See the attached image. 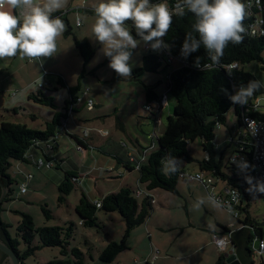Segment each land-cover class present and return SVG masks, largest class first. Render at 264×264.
I'll list each match as a JSON object with an SVG mask.
<instances>
[{
  "label": "rangeland",
  "instance_id": "rangeland-1",
  "mask_svg": "<svg viewBox=\"0 0 264 264\" xmlns=\"http://www.w3.org/2000/svg\"><path fill=\"white\" fill-rule=\"evenodd\" d=\"M43 2L44 0H35V3L41 6ZM101 2L102 0H65L64 7L58 9L66 25L65 31L57 37L56 51L52 57L41 58L44 60L43 64L21 58L19 53L15 57L0 60V123L2 121L22 123L30 128L42 130L52 119L55 111H63L65 101L69 97V88L79 87L78 94L90 89L89 97L95 106L93 111H89L84 105H74L75 113L70 115L67 121L68 131L84 136L86 142L89 138L90 141L93 138L96 140V144L89 143V150L84 152L69 137L65 135L57 137L59 141L57 150L61 153V160H64L63 169L54 167L47 169L35 163L33 165L13 161L8 174L17 183L13 186L9 200L2 204L0 218L11 226L9 231L12 236L15 235L22 220V213L29 214L37 227L67 228L73 224L74 232L69 248L76 247L83 252L84 264H141L144 247L150 246L147 228L151 232L154 231L153 234H158L160 244L164 240L163 247L167 249L162 251L159 244H156L160 254L155 264H213L212 254H215L213 249L211 246L203 245L207 244L208 236L211 237L212 229L220 231L217 224L227 226L231 232L239 227L235 217L236 211L222 206L214 207L210 203H205L199 209H195L193 205L198 198L220 194L223 188L221 183L211 188L209 193L201 182L191 179L178 183L177 195L161 189L151 191L149 194L154 199L151 216L131 233L127 240L128 249L110 263L102 262L99 258L109 242H118L122 239L125 223L121 216L117 212L98 211V227H85L79 223L75 207L82 194L95 201L100 200L103 195L118 192L125 185L136 188L138 171L128 175L112 155L122 154L124 150L135 151V148H138L136 142L132 140L135 138L140 141L143 148H152L150 135L154 132V122L149 121L150 114L144 110L145 87L160 83L156 92L161 95L168 77L173 72V66L167 67L162 63L158 72H143L140 77H135L133 72L143 68V59L149 54L143 42L132 50L130 77L122 79L111 70L108 67L109 58L103 55L102 45L95 40L92 33L96 19L93 11ZM77 6L80 7L79 11L76 10ZM17 11L21 15L22 10ZM77 20H82L80 26H77ZM67 21L71 27L70 34H66ZM76 39L79 42L87 41L95 50L93 59L87 64L76 47ZM240 69L264 82V70L260 62L240 65ZM59 78L64 79L67 86L58 84ZM39 84L44 85L42 91L53 98L57 109L29 100L30 94L39 92ZM257 100L264 106V93L258 95ZM168 102V107L161 116L162 123L155 129L157 137L164 133L167 118L173 113L175 99L171 95H168ZM14 108L17 109V114L13 112ZM103 114L110 117L101 116ZM114 114L124 123V131L115 128L112 116ZM226 117L231 125H238L234 109H230ZM106 130L110 135L103 137L102 133ZM230 133V129L224 126L216 132L215 144L220 152L225 151L226 161L234 154L236 148L230 142ZM189 150L196 160H201L205 156L200 139L190 144ZM39 152L45 161V155L41 150ZM47 153L54 154L50 150H47ZM85 155L87 156L84 157ZM182 167L186 169L188 177L199 171L196 162L187 165L183 163ZM67 169L79 177V180L76 183L70 179L75 188L65 196V201L60 202L59 188ZM122 174L127 180L121 178ZM29 176L33 177L28 179ZM23 184L26 187L25 193H21ZM142 198L143 195L140 196V199ZM251 200L250 214L264 229V193L253 189ZM43 208L50 212L51 217L44 214ZM241 218L243 219V214ZM172 223L178 225V228L169 231ZM159 226L167 231L161 234L162 231L157 228ZM173 241V247L168 250ZM38 242L39 238L36 237L34 245H38ZM24 248L22 244L20 249ZM63 258L60 248L42 247L28 257L25 264H49ZM251 258L255 264H261V259L254 248ZM69 259V264H74L73 257Z\"/></svg>",
  "mask_w": 264,
  "mask_h": 264
},
{
  "label": "trees",
  "instance_id": "trees-1",
  "mask_svg": "<svg viewBox=\"0 0 264 264\" xmlns=\"http://www.w3.org/2000/svg\"><path fill=\"white\" fill-rule=\"evenodd\" d=\"M95 12V10L93 11ZM59 16L60 13L52 15L53 18ZM194 23V17L189 13L183 18L174 17L171 29L164 40L173 45L171 48L174 52L180 53V47L183 43L186 33L191 31V25ZM68 29L66 34L71 33L70 23L67 21ZM131 28V22H126ZM132 35L135 36V30L132 29ZM139 39V37H136ZM76 47L87 64L95 55L94 48L87 42H79L76 39ZM196 57H201V64H211L203 46L188 57L191 67L182 68L173 71L168 77L164 91L168 90L167 95H171L175 99L173 113L167 118V126L164 133L154 140V147L147 152L143 161L139 164V177L136 188L123 187L118 192L105 195L99 201L101 207L97 208L95 201L88 199L85 194H82L79 203L75 207V212L79 217V223L85 227H98L97 212L105 213L117 212L125 223L124 234L120 241H111L103 249L100 254L102 262H113L119 254L128 249L127 240L136 227L144 224L151 216L153 211V197L149 194L151 191L161 189L166 192L177 195L178 183L186 181L183 176L186 171L180 166L179 170L173 175H164L161 171L162 158L171 153L172 156L182 160L183 163L191 164L196 162L199 170L208 171L214 175L218 183L232 184L236 187H243L244 199L238 207V215L235 216L239 227L231 232L227 226L217 224L220 231H214V234H231V244L235 254L242 261L249 259L253 264L252 254L253 245L256 240L264 238L263 226L258 223L250 214L251 197L246 191L250 186L245 183L244 176L250 175L251 172L241 173L239 176L234 171V164L231 158L225 160V151L219 152V148L215 144L216 132L222 127H228L230 132L234 131L235 127L243 126V114L255 116L258 119L264 120V113L248 111L246 108L254 104L257 96L264 93V88L257 91L244 106L233 105L228 99V95L221 91L226 89L227 93L233 94L234 86L238 87L241 83L247 84L249 80H257V78L245 72L242 69H234L231 73L225 70V67L239 63L245 65L251 62H260L264 70V36L251 37L247 33L244 34L243 43L229 45L224 50L223 57L218 65L212 68L204 69L203 71L193 67ZM164 63L159 54L149 51V54L143 59V68L136 70L135 77H140L143 72L159 71L160 66ZM167 67L166 63H164ZM58 84L67 86L64 79L59 78ZM158 83L155 86L145 87L146 103H151L160 98L156 92ZM42 87H38L37 94H30L29 100H33L43 106L57 109L53 98L42 91ZM78 88H69V97L65 101L63 111H55L51 120H49L42 130L28 127L27 124L14 123L10 121H2L0 123V196L2 189L7 188L8 193L0 204V213L3 211V202L9 200L13 193L15 180L8 169L12 166V162H20L25 164H36L34 161V153L41 150L43 154H47L44 147L49 141L60 132L59 130L67 121V111L78 95ZM163 91V92H164ZM230 109H234L238 125L233 126L228 121L226 114ZM93 111V110H92ZM17 114V109H13ZM120 124V119H117ZM68 137L77 146L86 148L89 147L84 136L75 135L67 132ZM201 140V147L204 158L196 160L190 153L189 146L196 140ZM55 149V148H54ZM46 156V155H45ZM114 158L122 164L124 169L133 171L134 166H128L122 162V159L117 155ZM46 161H57V158L45 159ZM59 163V162H58ZM64 180L59 188V201H65V196H68L75 188L74 183L70 179L76 177L74 174L65 171ZM138 190H143V198L137 196ZM245 206V207H243ZM44 214L51 217L50 212L43 208ZM243 214V219L241 218ZM11 226L0 218V239L11 248L21 264H25L28 257L42 248H60V254L63 259H57L49 262V264H69L70 257L74 259V264H84L83 252L78 248H69L70 240L73 238L74 225L71 224L67 228L60 226H43L37 227L33 218L29 214L22 213V220L19 222L15 235L9 231ZM39 238L38 245H34L35 238ZM25 248L21 250V245ZM0 264L5 260L6 256L0 252ZM225 257L218 260L216 264H224ZM263 264V262L261 263Z\"/></svg>",
  "mask_w": 264,
  "mask_h": 264
},
{
  "label": "clouds",
  "instance_id": "clouds-1",
  "mask_svg": "<svg viewBox=\"0 0 264 264\" xmlns=\"http://www.w3.org/2000/svg\"><path fill=\"white\" fill-rule=\"evenodd\" d=\"M65 0H44L43 5L35 0H0V60L17 56L39 61L51 58L56 51V40L66 28L64 21L51 13L61 9ZM242 0H175L170 6L168 0L152 3L151 0H102L95 7V24L92 33L102 45V53L109 58L108 67L122 79L132 74V50L142 42L150 46L152 51H171L173 45L165 43L164 38L171 29L174 17L183 18L187 14L194 17L191 31L186 33L180 47V57L187 60L201 46L206 51L211 64H201V57H196L193 67L203 71L219 64L224 50L232 43H243L247 29L244 21L248 16V8ZM6 9H21L22 22L16 15ZM131 22L129 28L126 22ZM135 30V36L132 35ZM136 37H139L137 39ZM264 88V82L249 80L247 84L234 86L233 94L221 89L233 105L244 106L257 91ZM255 122L249 124L253 125ZM232 162L246 173L254 170L246 160L233 157ZM161 171L164 175L175 174L183 161L167 153L161 160ZM250 187L246 191L255 190L264 193V181H256L250 175L244 176ZM21 190L25 188L22 185ZM238 195L234 190L233 198ZM205 203L214 207L222 206L215 197L209 194L198 198L193 207L199 209Z\"/></svg>",
  "mask_w": 264,
  "mask_h": 264
},
{
  "label": "built area",
  "instance_id": "built-area-1",
  "mask_svg": "<svg viewBox=\"0 0 264 264\" xmlns=\"http://www.w3.org/2000/svg\"><path fill=\"white\" fill-rule=\"evenodd\" d=\"M152 3H159L161 0H151ZM246 5H249L248 8V16L245 19L244 26L247 29L246 33L251 37H263L264 36V0H242ZM168 3L170 6L174 5L175 0H168ZM82 20H77V26H80ZM165 43H167L165 41ZM145 49L154 53L159 54L160 58L164 63H166L168 66H173V71H176L178 69L182 68H189L191 67L190 61L184 60L180 57L179 53L174 52L172 49L171 51L161 50V51H152L150 46L145 45ZM163 63V64H164ZM234 69H240L239 63H233L225 67V70L227 72H232ZM44 86L43 84H39L38 87ZM90 89H87L83 93L77 95L74 103L69 106V109L67 111V114H71L75 107L74 105H84L87 110L92 111L94 109L95 103L94 101L89 97ZM168 90H165L164 93L160 96L159 99L156 101H153L151 103H145L144 110L147 111L150 114V117L152 118L154 122V128H157L162 123V112L163 110L168 106ZM263 107V108H262ZM260 109H264V106H262L261 102L259 100H256L254 104L246 108V112L253 111V112H261ZM243 126L241 127H235L234 131L230 133V142L236 147L235 152L233 155H231V161L233 157H236L237 160L244 159L246 160L250 165H254L253 169H248L247 172H251L253 174V184L256 183V181H264V120L258 119L255 116H251L249 114H243ZM255 122L253 125H251V128L249 127V124ZM65 125V123H64ZM65 127V126H64ZM63 127V128H64ZM86 134H88L86 132ZM103 136L107 135V132L102 133ZM152 138L153 141L157 138L155 136V130L153 132ZM59 134L56 135V137L53 138V140L49 141L47 144V147L51 146L54 148L57 143V137ZM77 146V145H76ZM81 150H84L83 147L77 146ZM154 147V144L152 145V148ZM149 148L146 150L145 155H147V152L152 149ZM146 157V156H145ZM145 157L140 160L143 161ZM131 162L134 164V168L137 170L139 169L140 162H137L135 160L134 156H130ZM233 163V162H232ZM36 164L38 166H45L47 169H52L55 164L53 161H44L42 158L38 159L36 161ZM234 164V163H233ZM234 171L237 176L241 174L240 170L236 167L234 164ZM185 179L187 180H195L198 182H201L207 192L209 193V190L215 187L216 184H219L217 179L214 177V175L208 171L199 170L197 173H195L194 176L188 177L187 172L183 175ZM29 178H32V176H29ZM76 183L79 180V177L72 178ZM223 188L220 191V194H212L217 201H219L222 205V207H225L227 209H230L231 211H236L235 216L238 215V207L241 205V201L244 199L243 195V187H236L232 184H222ZM22 186V185H21ZM25 190L21 193L26 192V187L23 184ZM234 190L238 191V195L234 196ZM253 190L249 192V196L251 197V193ZM144 194V191L138 190L137 196H141ZM154 202V201H153ZM96 207H101V202L99 200L95 201ZM245 207V206H243ZM213 240L216 244V246L221 250L225 251L231 244V234H223L213 235ZM259 241L258 248L255 249L257 251V255L261 258V261L263 262L264 259V238ZM159 250L153 251L148 258L145 260V264H155L156 261L159 259Z\"/></svg>",
  "mask_w": 264,
  "mask_h": 264
},
{
  "label": "crops",
  "instance_id": "crops-1",
  "mask_svg": "<svg viewBox=\"0 0 264 264\" xmlns=\"http://www.w3.org/2000/svg\"><path fill=\"white\" fill-rule=\"evenodd\" d=\"M77 9V11H79L78 9H80V7L79 6H77L76 7ZM6 10H9V11H11L14 15H16L17 17H18V19H20L21 20V22H22V15H19L18 14V11H17V9H6ZM67 12H69V11H67ZM57 13H60V12H58V10H56L55 12H53V13H51V16L52 15H54V14H57ZM164 93V92H163ZM79 95V94H78ZM168 104H169V102H168ZM168 107V106H167ZM166 107V108H167ZM14 109H16V108H14ZM165 110V109H164ZM163 110V111H164ZM63 112H65V111H63ZM75 112L73 111L71 114H67V116H68V118H67V121H68V119H69V117H70V115L72 116V114H74ZM163 113V112H162ZM101 116H104V117H110L109 115H105V114H103V115H101ZM112 116H114V121H115V128H117V129H119V130H123L124 131V128H125V126H124V123L123 122H121V121H119L120 122V124L118 123V121H117V119H118V117H116L115 116V114L114 115H112ZM111 116V117H112ZM98 117V116H97ZM100 117V116H99ZM103 118V117H102ZM34 119H36V117L34 116ZM149 121L150 122H152L153 120H152V118L149 116ZM67 121L65 122V127L63 128H61L59 131V136L58 137H60V136H62V135H65V136H67L68 137V135H67V132H69V133H71L70 131H68V127H67ZM153 125H154V123H153ZM154 130L156 129V128H153ZM106 132H107V137L110 135V133H109V131H107L106 130ZM73 134H75V133H73ZM75 135H77V134H75ZM88 136H89V134H88ZM103 136V135H102ZM151 136V146L154 144V141H153V138H152V135H150ZM90 137V136H89ZM104 137V136H103ZM132 140H134L135 142H136V145H137V147L138 148H135L136 150L135 151H125L124 150V153H122V154H117L121 159H122V162L125 164V162H127L128 163V166H134V164L131 162L132 160H131V158H130V156H134L135 157V160L137 161V162H140V160H142L146 155H145V153H146V150L147 149H145V148H143V146L141 145V143H140V141L138 140V139H132ZM87 142H88V145H90V144H92V145H94V144H96V140L93 138L91 141H90V138H89V140H87ZM58 143H59V141H58V139H57V145L54 147V148H52L51 146H49V147H44V149H45V151L47 152V150H50L51 152H53L54 154L53 155H51V154H45L46 156H44L45 157V159H52V158H57V160H58V162L55 160V161H53V163L55 164V166H54V168H57V169H63V164H64V160H61V153L59 152V150H57V147H58ZM90 143V144H89ZM121 149V148H120ZM119 149V150H120ZM89 150V148L88 147H86V148H84V152H87ZM220 152V151H219ZM116 153V152H115ZM126 153H127V156H126ZM42 154H43V152H42ZM41 155V153L38 151V152H36V153H34V157H32V158H34V161L36 162L38 159H41L42 157L40 156ZM44 155V154H43ZM114 155V154H113ZM112 155V156H113ZM87 155H85L84 157H86ZM83 157V158H84ZM114 157V156H113ZM34 165V164H33ZM118 165H120V166H122V164H120L119 162H118ZM127 172H128V175H131V174H133L134 172H136V171H138L136 168H133V171H130L129 169H125ZM184 170L186 171V169L184 168ZM66 171H68V172H71L69 169H67ZM187 172V171H186ZM33 177V176H32ZM124 178V179H126L125 178V176L122 174V176H121V178ZM127 180V179H126ZM138 180V179H137ZM188 180V179H187ZM186 180V181H187ZM137 183H138V181H137ZM132 187V186H129V185H125V186H123V187ZM143 191V190H142ZM144 195V194H143ZM142 196V195H141ZM104 197V195L102 196V198ZM140 197V196H139ZM95 201H97V200H95ZM223 225V224H222ZM158 228V230H160V231H162V233L161 234H164L165 233V231H167L165 228H163V227H157ZM178 228V225H176L175 223H172L171 224V226H170V228L168 229L169 231L170 230H175V229H177ZM212 232H211V237L210 236H208L209 237V240H208V242H207V244H204L203 245V247H206V245L207 246H211V248L213 249V252L215 253V254H212V257H213V259H214V262H213V264H216L217 262H218V260L222 257V255H225L226 253H229L230 251H232L233 250V246H232V244H230V246L225 250V251H221L217 246H216V244H215V242H214V240H213V235H214V231H216V230H211ZM153 232L154 231H149L148 230V228H147V236H148V238H149V240H150V246L149 247H144V256L142 257V262L144 261L145 262V260L148 258V256L153 252V251H155V250H159L158 249V247L156 248V244H159V246L161 247V250L162 251H164V250H167V249H165L164 247H163V242H164V240H163V238H162V236H161V239L163 240V242L160 244V242L158 241V239H157V237H158V234L157 233H154L153 234ZM220 235V234H219ZM157 242V243H156ZM173 243H174V241L173 242H171V244H170V246H168V247H166V248H168V250L169 249H171L172 247H173ZM160 250V251H161ZM218 251L220 252V253H218ZM219 255V256H218ZM217 258V259H216ZM261 259V258H260ZM141 262V264H145V263H142ZM253 263H254V261H253ZM261 263H262V261H261ZM224 264H226V260H224ZM255 264V263H254Z\"/></svg>",
  "mask_w": 264,
  "mask_h": 264
},
{
  "label": "water",
  "instance_id": "water-1",
  "mask_svg": "<svg viewBox=\"0 0 264 264\" xmlns=\"http://www.w3.org/2000/svg\"><path fill=\"white\" fill-rule=\"evenodd\" d=\"M7 193H8V189L3 188L2 194L0 196V204L2 203ZM258 244L259 241H255L253 248L257 249ZM0 252L6 256L2 264H21L16 253L11 248H9L1 239H0ZM224 257L227 258L226 264H241L238 256L234 252V249L229 253H226Z\"/></svg>",
  "mask_w": 264,
  "mask_h": 264
},
{
  "label": "flooded vegetation",
  "instance_id": "flooded-vegetation-1",
  "mask_svg": "<svg viewBox=\"0 0 264 264\" xmlns=\"http://www.w3.org/2000/svg\"><path fill=\"white\" fill-rule=\"evenodd\" d=\"M0 259H1V256H0ZM225 260H227V258H225ZM240 260V259H239ZM4 262V261H3ZM2 262V263H3ZM240 262H241V264H252L251 262H250V260L249 259H244V260H240ZM254 264V263H253Z\"/></svg>",
  "mask_w": 264,
  "mask_h": 264
}]
</instances>
